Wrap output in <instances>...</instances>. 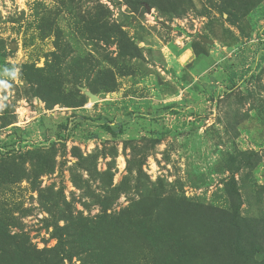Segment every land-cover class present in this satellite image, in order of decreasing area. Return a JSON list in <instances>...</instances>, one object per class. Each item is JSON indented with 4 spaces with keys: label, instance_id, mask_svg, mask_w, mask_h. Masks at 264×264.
<instances>
[{
    "label": "rangeland",
    "instance_id": "374dc122",
    "mask_svg": "<svg viewBox=\"0 0 264 264\" xmlns=\"http://www.w3.org/2000/svg\"><path fill=\"white\" fill-rule=\"evenodd\" d=\"M4 80L10 235L49 250L55 224H92L94 250L72 264L101 250L105 264H166L169 241L135 230L156 199L231 210L234 180L232 257L264 264V0H0ZM36 152L50 171L35 170Z\"/></svg>",
    "mask_w": 264,
    "mask_h": 264
},
{
    "label": "trees",
    "instance_id": "16d2710c",
    "mask_svg": "<svg viewBox=\"0 0 264 264\" xmlns=\"http://www.w3.org/2000/svg\"><path fill=\"white\" fill-rule=\"evenodd\" d=\"M30 81L38 80L30 79ZM107 129L111 130L110 127ZM34 157L37 166L35 170H40V174L51 170V165L47 163L49 157L45 152H36ZM3 178V174L0 173V181ZM230 194L234 198L237 197V200L233 201L234 208L231 210L198 206L184 201L165 205L156 199L151 212L144 214L150 220L153 218L151 221L153 223L142 221L136 225L135 230H146L145 234L149 238H154L155 242L157 238L169 241L166 264H236L232 255L238 252L236 238L240 237L242 227L239 213L241 203L234 180L230 184ZM11 225L7 219H0V264H65V261L72 264L74 257L80 258L84 253L94 250L91 248L93 245L89 237L93 231L92 224L87 227L79 223L72 225L68 223L63 227L58 223L55 224L56 246L41 251L30 244L26 234L10 235ZM193 227L198 229L201 236L199 244L194 243L188 233ZM197 245L202 251L205 248L209 250L207 259L204 254H200L197 260V252L193 250ZM95 258L97 264H105L102 250L95 255ZM242 260L248 258L244 257Z\"/></svg>",
    "mask_w": 264,
    "mask_h": 264
},
{
    "label": "water",
    "instance_id": "95a60500",
    "mask_svg": "<svg viewBox=\"0 0 264 264\" xmlns=\"http://www.w3.org/2000/svg\"><path fill=\"white\" fill-rule=\"evenodd\" d=\"M147 10H148V13H151V10L149 7H147ZM204 42H206L208 44H213V41L208 40V39H204ZM82 91L84 92V94L87 97H89L91 103H97L99 101L98 97L95 94H93L92 92L88 91L87 89L82 88Z\"/></svg>",
    "mask_w": 264,
    "mask_h": 264
},
{
    "label": "clouds",
    "instance_id": "9594fccd",
    "mask_svg": "<svg viewBox=\"0 0 264 264\" xmlns=\"http://www.w3.org/2000/svg\"><path fill=\"white\" fill-rule=\"evenodd\" d=\"M16 77H17V72L15 71V72H13V74L11 76V79L14 80V79H16ZM7 84H8V81L7 80L0 81V87L5 86Z\"/></svg>",
    "mask_w": 264,
    "mask_h": 264
}]
</instances>
